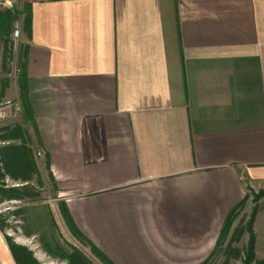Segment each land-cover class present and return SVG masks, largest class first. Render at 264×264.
Here are the masks:
<instances>
[{
	"label": "crops",
	"instance_id": "obj_1",
	"mask_svg": "<svg viewBox=\"0 0 264 264\" xmlns=\"http://www.w3.org/2000/svg\"><path fill=\"white\" fill-rule=\"evenodd\" d=\"M17 11L0 123L25 111L12 60L27 77L33 173L115 264L211 263L230 212L264 188V0H18ZM2 129L0 148L21 143ZM254 233L261 260L264 205ZM0 264H17L1 228Z\"/></svg>",
	"mask_w": 264,
	"mask_h": 264
},
{
	"label": "rangeland",
	"instance_id": "obj_2",
	"mask_svg": "<svg viewBox=\"0 0 264 264\" xmlns=\"http://www.w3.org/2000/svg\"><path fill=\"white\" fill-rule=\"evenodd\" d=\"M17 17L20 19L19 13ZM12 30L13 26L11 33ZM23 116L24 110L13 113L8 124L0 123V130L7 126L10 129L18 128L21 138L29 142L28 123ZM33 172H29L34 179L28 182L30 186L26 190L32 197L6 200L0 204V222L5 228L7 244L26 247L32 252L37 264H76L77 261L80 264H104L85 237L73 233L67 225L60 211L56 187L52 182L45 183L39 174ZM15 182L21 183L20 180ZM247 195L244 208L236 215L227 234L222 236L213 261L206 264H246L255 218L264 205V188L256 191L248 188Z\"/></svg>",
	"mask_w": 264,
	"mask_h": 264
},
{
	"label": "trees",
	"instance_id": "obj_3",
	"mask_svg": "<svg viewBox=\"0 0 264 264\" xmlns=\"http://www.w3.org/2000/svg\"><path fill=\"white\" fill-rule=\"evenodd\" d=\"M26 24H30L31 19V9L26 7ZM18 13H13L11 11H1L0 12V58L2 51L4 52V60L7 63V59L11 56L12 53V46L10 47V34L11 28L13 26L14 21L18 18ZM19 85L21 88V100L24 105L25 109V117L27 120H33L32 116V109L29 103L28 92H27V77L25 73V69H22V72L19 76ZM4 97V88L0 87V104ZM5 131L4 135L1 137L2 139L8 140H19L21 139L20 144H11L0 148V204L6 200H22L25 197H32L31 193H28V185L19 186V187H7L4 183L5 176L9 174L14 179H21L25 182H29L32 176L29 174L31 170L35 168V161L33 159L32 150L28 147V142L21 138V134L19 133L18 128L10 129V128H3ZM245 200H243L237 207H235L230 214L228 215L225 225L223 227L222 233L219 237V241L217 244V249L215 250L214 254L217 253L218 248L221 245V238L227 234L229 227L232 225L235 217L245 206ZM60 211L66 221L67 225L71 229V231L81 237H84L78 227L76 226L68 207L64 202H60ZM256 214V212L254 213ZM255 216V215H254ZM0 228L5 231L4 226L0 222ZM86 239V238H85ZM87 242L92 247L93 252L95 255L104 263V264H115L111 259H109L100 249H98L93 243L88 241ZM255 234L251 233V242L247 249L246 254V264H264V258L261 260H257L255 257ZM10 249L12 254L16 260L17 264H37L35 259L33 258V254L29 249L23 246H17L10 244ZM73 261V260H72ZM80 264L77 261L76 264Z\"/></svg>",
	"mask_w": 264,
	"mask_h": 264
},
{
	"label": "built area",
	"instance_id": "obj_4",
	"mask_svg": "<svg viewBox=\"0 0 264 264\" xmlns=\"http://www.w3.org/2000/svg\"><path fill=\"white\" fill-rule=\"evenodd\" d=\"M0 11H11L13 13L17 12V0H0ZM22 35V23L19 21V19H16L13 25V30L11 33V43L13 48L15 49L19 41L21 39ZM9 76H20L22 69L19 65L14 63V61H9ZM20 111V109H18ZM6 116L5 112L0 108V121L4 119ZM38 155H43V151H39Z\"/></svg>",
	"mask_w": 264,
	"mask_h": 264
}]
</instances>
